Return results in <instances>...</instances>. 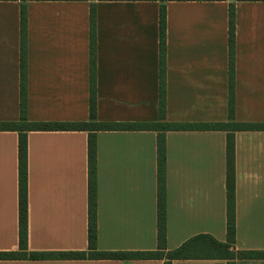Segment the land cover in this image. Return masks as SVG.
Segmentation results:
<instances>
[{
	"label": "crops",
	"instance_id": "obj_1",
	"mask_svg": "<svg viewBox=\"0 0 264 264\" xmlns=\"http://www.w3.org/2000/svg\"><path fill=\"white\" fill-rule=\"evenodd\" d=\"M28 120L87 123L91 14L97 121L159 123L160 1L26 2ZM166 121L230 120L229 18L235 6V119L264 124V2L167 1ZM21 1H0V123L21 115ZM97 246L158 249V133L100 131ZM224 131L166 133L167 248L199 235L227 242ZM89 133H28V244L34 253L89 249ZM237 251H264V131L235 132ZM19 133L0 131V252L19 250ZM0 264H164L160 260H16ZM173 264H227L179 260ZM236 264H264L238 260Z\"/></svg>",
	"mask_w": 264,
	"mask_h": 264
},
{
	"label": "trees",
	"instance_id": "obj_2",
	"mask_svg": "<svg viewBox=\"0 0 264 264\" xmlns=\"http://www.w3.org/2000/svg\"><path fill=\"white\" fill-rule=\"evenodd\" d=\"M21 1V115L19 122L0 123V131L19 133V250L0 252V261L16 260H160L173 264L179 260H225L236 264L238 260H264V251H237L235 249L236 225V162L235 132L264 131V124H242L235 119V52L236 20L235 6L230 8L229 18V76L230 120L228 123L181 124L166 121V53H167V1H225V0H145L160 1V60L161 90L159 123L151 124H102L97 121L96 94V17L91 14V100L90 121L87 123H33L28 120V0ZM30 1H82V0H30ZM241 2H264V0H238ZM155 131L158 133V249L150 252H101L97 246V139L100 131ZM31 131H84L89 133V228L87 252L34 253L28 244V133ZM169 131H224L227 139V242L221 243L211 235H199L176 250L167 248L166 215V133Z\"/></svg>",
	"mask_w": 264,
	"mask_h": 264
},
{
	"label": "built area",
	"instance_id": "obj_3",
	"mask_svg": "<svg viewBox=\"0 0 264 264\" xmlns=\"http://www.w3.org/2000/svg\"><path fill=\"white\" fill-rule=\"evenodd\" d=\"M232 2L235 1V0H231Z\"/></svg>",
	"mask_w": 264,
	"mask_h": 264
}]
</instances>
